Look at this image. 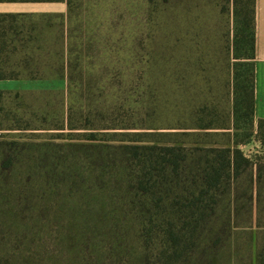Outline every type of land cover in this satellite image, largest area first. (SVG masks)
I'll return each mask as SVG.
<instances>
[{"label": "trees", "instance_id": "trees-1", "mask_svg": "<svg viewBox=\"0 0 264 264\" xmlns=\"http://www.w3.org/2000/svg\"><path fill=\"white\" fill-rule=\"evenodd\" d=\"M171 2H157L159 43L161 37L166 61L172 60L176 43ZM180 2L189 8L186 22L191 9L204 2L225 17L226 53L233 72V128L245 126L246 140L251 138L256 0ZM68 3L66 56L58 51L57 63L43 64V50L37 49L38 63L28 77L72 80V72L79 69L70 48L73 0ZM23 102L19 98L0 105V264H264V226L254 224L253 195L248 188L241 189L244 170L251 163L238 148L242 142L196 148L193 156L183 145L121 144L112 161L114 167L122 166L121 172L110 177L114 189L100 202L105 174L99 175L96 167L99 161L103 164L99 149L106 145L100 138L104 133L83 135L82 147L90 153L87 168L75 157H52L51 145L2 132L33 130L20 125L29 113L22 109ZM57 129L64 130V125ZM241 216L248 219L241 223ZM244 248L248 254L239 258Z\"/></svg>", "mask_w": 264, "mask_h": 264}, {"label": "rangeland", "instance_id": "rangeland-1", "mask_svg": "<svg viewBox=\"0 0 264 264\" xmlns=\"http://www.w3.org/2000/svg\"><path fill=\"white\" fill-rule=\"evenodd\" d=\"M171 1L176 43L172 60L166 61L161 37L159 43L158 0H73L70 48L80 67L67 79L66 89L26 96L22 109L29 113L20 125L33 130L11 133L28 143L49 144L50 156L75 157L86 168L90 153L82 147L83 135L104 133L103 164L96 167L105 174L100 202L114 189L110 177L121 172L122 166L112 162L121 144L183 145L193 156L196 148L246 141L243 125L225 131L231 127L233 98L225 17L204 2L191 9L186 22L189 8ZM209 123L212 129H200ZM63 125L64 130L57 129ZM246 187L243 177L241 189ZM247 254L244 248L239 258Z\"/></svg>", "mask_w": 264, "mask_h": 264}, {"label": "crops", "instance_id": "crops-1", "mask_svg": "<svg viewBox=\"0 0 264 264\" xmlns=\"http://www.w3.org/2000/svg\"><path fill=\"white\" fill-rule=\"evenodd\" d=\"M69 0H0V105L38 91L63 90L66 78H31L38 63H57L58 51L67 54ZM255 116L253 136L238 148L250 165L244 170L253 195V222L264 226V0H256ZM11 74H18L11 77ZM231 127L225 131L231 132ZM14 132V131H2ZM230 146L233 147V141ZM252 179V183L250 182Z\"/></svg>", "mask_w": 264, "mask_h": 264}]
</instances>
